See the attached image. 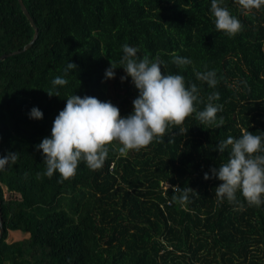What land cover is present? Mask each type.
Wrapping results in <instances>:
<instances>
[{
  "label": "trees",
  "instance_id": "16d2710c",
  "mask_svg": "<svg viewBox=\"0 0 264 264\" xmlns=\"http://www.w3.org/2000/svg\"><path fill=\"white\" fill-rule=\"evenodd\" d=\"M23 2L37 38L0 59V157L8 152L19 157L0 170V264H264V204L249 207L239 192L243 210L227 201L217 204L214 189L221 182L204 179L227 160L228 150H215L220 141L244 131L264 136V6L245 16L234 0H224L244 26L229 37L216 31L211 0ZM137 18H149L165 39L159 49L158 38L151 41L165 61L162 71L197 85L203 100L197 110L204 109L210 93L219 92L213 103L223 104L217 113L223 126L200 124L193 113L182 125H170L163 142L126 154L110 146L100 169L81 162L63 183L59 173L42 175L43 156L35 145L51 136L68 96L87 95L115 106L111 89L125 88L131 104L137 97L131 77L112 87L105 80L110 62L119 64L122 45H149L140 36L136 41ZM33 35L18 0H0V54L21 50ZM173 54L193 64L177 67ZM68 62L77 69L64 77L67 85L54 88L52 80L64 76ZM205 65L217 73L214 89L194 75L193 68L204 71ZM33 107L42 119L29 118ZM132 111L133 104L120 114ZM163 181L193 189L188 201H174V187L161 188ZM12 231L26 237L9 243Z\"/></svg>",
  "mask_w": 264,
  "mask_h": 264
},
{
  "label": "clouds",
  "instance_id": "9594fccd",
  "mask_svg": "<svg viewBox=\"0 0 264 264\" xmlns=\"http://www.w3.org/2000/svg\"><path fill=\"white\" fill-rule=\"evenodd\" d=\"M242 15H250L253 10H260L264 0H234ZM211 14L217 32L229 37L243 31L244 26L237 16L233 15L224 0H211ZM120 65L125 75L138 90L137 97L132 101L133 111L127 116H121L120 110L111 101L102 102L95 97L70 95L66 105L53 121L51 136L45 137L35 145L41 152L45 171L42 175L51 178L59 173L58 183L69 180L76 174L78 165L84 162L91 170L102 168L110 151L126 154L131 150L140 151L152 142H163L167 128L182 125L185 119L195 113V119L203 125L223 126L224 118L217 113L223 111V104H215L220 99L219 92L213 91L207 96L203 110H197L195 105L203 103L200 91L195 83L187 85L179 74H165V65L159 55L150 58L148 55L138 56V49L128 44L121 46ZM177 67L192 65L190 58L173 54L172 61ZM197 71L193 68L197 80L207 83L209 88L218 84L215 70ZM117 67L110 62L105 70V80L115 78ZM77 65L68 62L64 68V76H56L52 85L65 86L70 70H76ZM49 97L59 96L57 91H47ZM29 118L40 120L43 113L38 107H33ZM183 131V129H181ZM264 136L254 135L244 131L238 138L229 136L220 141L215 150L220 154L228 150L227 160L219 167L210 168L211 176L205 173L204 179H218L221 183L215 187L217 204L227 201L234 210H243L244 203L238 199L237 192L244 198L249 207H260L264 204ZM115 142V143H114ZM118 145V147H117ZM17 152H8L0 157V170L18 159ZM38 177L41 175L37 174ZM27 176V173H25ZM193 189L179 186L173 188L172 199L183 205L189 199Z\"/></svg>",
  "mask_w": 264,
  "mask_h": 264
},
{
  "label": "rangeland",
  "instance_id": "374dc122",
  "mask_svg": "<svg viewBox=\"0 0 264 264\" xmlns=\"http://www.w3.org/2000/svg\"><path fill=\"white\" fill-rule=\"evenodd\" d=\"M140 19L141 18H137V21H139ZM148 19L149 18H143L141 20V22L139 21L135 27L132 26V30H139V31H137L136 41L141 40V39H139V36H140V38L146 39L147 44H149L148 46H144L141 48L138 47L139 49H142V51H140V55H141L140 57H143L144 55H148L150 58H155V56L158 55L157 48L159 49L160 47H163V42H165V39L162 37V35L159 32H157L155 30V27H153L149 24L150 21ZM159 30L161 31L160 27H159ZM155 38H158L157 40L160 41L158 46L156 45L157 48L153 47V45H155V44L152 43V42H156ZM136 43H138V42H136ZM136 43H134V45H132V47H135ZM113 64L117 67L115 69L116 79L115 80H113V79L107 80L109 82L110 87H112L111 83H114L113 81H119L121 76L125 75L123 68H119V67H121L120 63L117 64V63L113 62ZM119 71H121V74L117 77ZM110 81H112V82H110ZM116 85H118V83ZM119 88L120 87H118L117 89H119ZM117 91L118 92L111 89L112 97H113L117 107H119L120 110H123V109H126L127 107H130L132 104L130 103L129 99L132 98V95H130L129 92H126L125 88H122V89L117 90ZM137 94H138V92L135 93V95H137ZM12 235H14V236L11 237ZM20 239H21V236L19 235V233H15V231H13V234L12 233L9 234L8 242L11 243V242H14V241H17Z\"/></svg>",
  "mask_w": 264,
  "mask_h": 264
},
{
  "label": "water",
  "instance_id": "95a60500",
  "mask_svg": "<svg viewBox=\"0 0 264 264\" xmlns=\"http://www.w3.org/2000/svg\"><path fill=\"white\" fill-rule=\"evenodd\" d=\"M19 4H20V7L21 9L23 10V12L25 13V15L27 16V18L29 19V21L31 22L32 26L34 27V35H33V38L26 44H24L21 48V50H13V51H10L8 53H3V54H0V59L1 58H4L8 55H12V54H17L19 53L20 51L22 50H25L27 49L28 47H30L33 42L35 41V39L37 38V35H38V28H37V25L35 24L31 14L29 13L28 9L26 8L23 0H18ZM2 234H3V227H2V214H1V211H0V239L2 237Z\"/></svg>",
  "mask_w": 264,
  "mask_h": 264
},
{
  "label": "built area",
  "instance_id": "2783aa9c",
  "mask_svg": "<svg viewBox=\"0 0 264 264\" xmlns=\"http://www.w3.org/2000/svg\"><path fill=\"white\" fill-rule=\"evenodd\" d=\"M170 186L175 187V185L170 183L169 181L161 182V188H167V187H170Z\"/></svg>",
  "mask_w": 264,
  "mask_h": 264
},
{
  "label": "crops",
  "instance_id": "0c3cea01",
  "mask_svg": "<svg viewBox=\"0 0 264 264\" xmlns=\"http://www.w3.org/2000/svg\"><path fill=\"white\" fill-rule=\"evenodd\" d=\"M15 233H19V231H15ZM12 234H13V231H12ZM16 235V234H15ZM19 235L21 236V239H24L26 236H22L20 233H19ZM14 235H12L11 237H13ZM20 239V240H21ZM18 241V240H17Z\"/></svg>",
  "mask_w": 264,
  "mask_h": 264
}]
</instances>
